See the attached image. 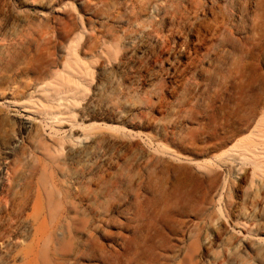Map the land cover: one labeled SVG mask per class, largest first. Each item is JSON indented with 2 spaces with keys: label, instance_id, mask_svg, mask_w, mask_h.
I'll return each mask as SVG.
<instances>
[{
  "label": "bare ground",
  "instance_id": "1",
  "mask_svg": "<svg viewBox=\"0 0 264 264\" xmlns=\"http://www.w3.org/2000/svg\"><path fill=\"white\" fill-rule=\"evenodd\" d=\"M75 1L0 0V264H99L114 239L134 255L123 235L133 223L146 245L139 196L129 204L145 153L122 158L128 143L93 124L105 113L122 120L111 93L132 109L137 80L155 87L180 75L192 98L213 86L226 99L221 110L248 103L252 118L263 113L264 0H87L107 8L88 23L69 12ZM89 90L93 99L79 105ZM20 108L28 118L17 133L11 117ZM124 212L132 219L116 235L109 229ZM159 250L166 255L155 264H196L207 248Z\"/></svg>",
  "mask_w": 264,
  "mask_h": 264
},
{
  "label": "rangeland",
  "instance_id": "2",
  "mask_svg": "<svg viewBox=\"0 0 264 264\" xmlns=\"http://www.w3.org/2000/svg\"><path fill=\"white\" fill-rule=\"evenodd\" d=\"M82 2L85 6L79 0L69 3L68 10L77 21H95L100 10L107 9L102 4L96 8L94 3L87 7L89 1ZM12 3L18 11V5ZM188 83L180 75L165 78V82L161 79L155 87L137 80L133 86L137 92H131L129 100L132 109L123 106L120 96L109 95L112 106L122 111V120L117 121L111 113L93 120L128 143L122 158L145 153L134 172L140 181L131 190L129 204L139 196L133 209L137 205L143 211V223L150 232L144 245L137 240L133 223L131 231L123 235L131 240L128 247L137 245L134 255L133 251L123 252L122 241L114 239L113 246L105 245L107 253L99 264H155L159 253L166 255L159 250L160 245L169 243L194 248L195 255L206 246L196 264H264V107L263 113L253 118L248 103L241 108L234 103L221 110L227 103L221 92L215 94L212 86L210 96L192 98L187 94ZM91 99L89 90L79 105ZM94 102L99 105L101 100L94 98ZM78 109L75 125L80 124ZM27 118L28 113L20 108L11 117L12 129L20 133ZM64 125L72 127L68 121ZM78 129L83 132L82 127ZM61 135L68 136L64 130ZM18 139L11 140V148ZM0 149L6 156L1 140ZM118 160L121 162V157ZM129 218L132 214L127 212L118 215L116 228L109 231L117 235ZM214 229L219 230L218 238ZM204 237L210 244H205ZM255 245L260 249L256 251ZM137 248L140 255L135 263Z\"/></svg>",
  "mask_w": 264,
  "mask_h": 264
}]
</instances>
